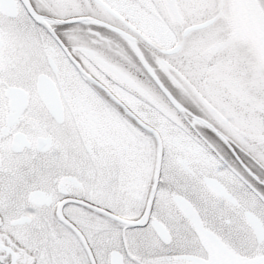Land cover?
<instances>
[{
  "label": "snow or ice",
  "instance_id": "6c2138e0",
  "mask_svg": "<svg viewBox=\"0 0 264 264\" xmlns=\"http://www.w3.org/2000/svg\"><path fill=\"white\" fill-rule=\"evenodd\" d=\"M0 264H264V0H0Z\"/></svg>",
  "mask_w": 264,
  "mask_h": 264
}]
</instances>
